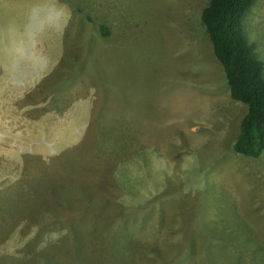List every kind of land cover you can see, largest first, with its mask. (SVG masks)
<instances>
[{
    "label": "rangeland",
    "instance_id": "374dc122",
    "mask_svg": "<svg viewBox=\"0 0 264 264\" xmlns=\"http://www.w3.org/2000/svg\"><path fill=\"white\" fill-rule=\"evenodd\" d=\"M18 1L0 0V264H35L41 251L77 264L58 245L67 235L84 239L86 249L107 252L113 246L129 260L120 264H264V153L251 158L233 150L248 107L231 98L201 25L208 0H45L35 9V3L19 9ZM246 18L245 28L257 36L255 56L264 62V0ZM70 87L78 89L74 97L59 98ZM125 101L146 109L140 124L152 132L163 117L158 108L168 103L180 113L172 124L182 139L150 163L127 157L117 165V157H110L117 133L127 135ZM37 118L54 137L31 147L29 130L38 127ZM81 130V137L95 136L97 166L62 154L51 158ZM180 155L182 167L168 171L165 190L136 206L117 203V195L107 198L105 186L94 188V174L84 169L104 171L113 161L125 183L141 191L156 160ZM36 184L45 190L38 210L31 197ZM59 185H65V202L55 198ZM80 189L91 200L88 206L74 201ZM137 206H166L165 223L158 218L123 226L122 220L142 216ZM95 219L102 224L94 226ZM148 247L163 250L162 256ZM88 255L99 257L97 251Z\"/></svg>",
    "mask_w": 264,
    "mask_h": 264
},
{
    "label": "trees",
    "instance_id": "16d2710c",
    "mask_svg": "<svg viewBox=\"0 0 264 264\" xmlns=\"http://www.w3.org/2000/svg\"><path fill=\"white\" fill-rule=\"evenodd\" d=\"M256 1L257 0H208L200 14L201 25L203 26L209 41L212 43L214 56L223 68L231 98L247 105L248 107L246 114L241 118L238 127L239 134L233 143V150L236 154L251 158H259L264 153V62L255 56L256 53L253 44L254 40H257V36L254 35L253 31L245 28L246 17H248L250 11L256 4ZM100 31L103 36H107L106 27L101 26ZM95 143L96 141L93 138L85 141L83 145L84 147L93 146L91 150L94 152ZM80 150L81 148L78 147L74 149L72 148L65 151L62 155H67L71 161H80L84 165V162H95V158L98 157L96 154L100 153L97 151L96 154L94 153L95 155L91 156L90 153L87 152L82 158H79L76 153ZM120 151L124 152L123 149ZM99 169V166L95 171L86 169L88 173L92 175L94 174V188L105 186V196L113 198L117 195V203L121 205L125 204V195L120 192L123 188V180L117 179L118 182L116 181V183L112 180H101L98 182L99 178L97 175L100 171ZM117 174H119V170ZM167 177L168 175L166 178ZM37 184L35 187L32 186L31 188V197L36 199L38 210L43 204V202H39L38 199H42L45 190L42 189V186ZM50 185L49 175L47 177V187ZM165 185L166 188L168 185L167 182ZM64 190V186H58V191L55 192V198L58 201L63 200L65 202ZM164 190L165 189L162 187L160 191ZM160 191L154 193L153 197L160 194ZM105 192L107 194H105ZM74 201L83 203V206H88L91 202L90 199H87V197L83 195H80L79 198ZM129 204L131 203H128L127 205ZM132 205L136 206L137 204ZM179 206L182 207V205ZM148 207L149 206H137L135 211L142 213V216L138 217L140 215L136 214L129 219L122 220V225L124 226L126 224L125 222H127V224L133 222L134 225H141L158 218L159 224H164L166 219V211H164V208H168H166V206L164 208L160 206H151V209L148 210ZM169 209H173V207H169ZM97 224L100 226L102 222L95 219L94 226ZM108 224L111 225V222L106 223V225ZM124 238L125 236L118 238L117 244L119 245ZM100 239L106 240L107 237H100ZM226 239H233V237L230 236ZM129 241L130 239L128 242ZM132 242L135 246V241L132 240ZM58 245H63L68 253L67 255L70 256L71 259H74L77 264H87L89 262L101 264V260L103 259L120 264L124 263L123 261L126 259L122 257H126V254L123 252L112 251L113 246H111L110 250L107 252L100 251L106 250V248H100L97 250L96 247L98 246H93L92 248L88 247L86 249L84 239L75 238L74 236L72 239L68 235L63 238L60 237V243ZM151 250H154L158 256H162L163 250L156 247L154 249L148 247L146 251ZM92 251H97L99 257L89 256L88 253ZM41 259L44 264H66L59 260L57 256L48 255L43 251L39 252L35 264H38ZM128 261L125 262L129 263ZM42 262L39 264H42Z\"/></svg>",
    "mask_w": 264,
    "mask_h": 264
},
{
    "label": "crops",
    "instance_id": "0c3cea01",
    "mask_svg": "<svg viewBox=\"0 0 264 264\" xmlns=\"http://www.w3.org/2000/svg\"><path fill=\"white\" fill-rule=\"evenodd\" d=\"M29 3H32V6L35 3V6L32 7L30 5H27ZM47 3L48 1H45V0H31V1L21 0V2L20 1H18V3L16 2V7L19 9H29L30 7L35 9V8H41V6H46ZM53 7H55V5H53ZM54 42L55 41H52L50 44L47 45V50H50V48L54 46ZM256 55H259V54H256ZM54 64L51 66L52 68ZM47 66H49V63L46 65V67ZM54 90H55L54 86L50 85V91H54ZM75 90H78V89H75ZM75 90H71V87H70L69 91L60 93L59 98L60 97L64 98L67 96L74 97V95L71 92ZM50 97H52V94H48V98ZM85 97H90V96L86 95ZM53 98H55L54 95H53ZM125 102H126L125 121L127 123V126H126L127 135L126 137H122L117 133V136H116L117 140L113 146V149L111 151V157H110V160H112V158L114 157H117V165L124 161H127V160H123L127 157L130 159H138L139 161L140 159H143L144 161H147V163H150V157L152 156L153 159L155 160L157 153L158 155H160V157H164V152L162 153V149L164 146H173V145L176 146L178 144L177 139L179 140L182 139V137L178 138L177 134L174 133L173 124H172L177 119L179 118L181 119V116L179 115L180 113L176 114V112L170 107L168 103H164L158 108L159 114L163 115V117L161 116L158 117L159 118L157 120L158 123L155 126L158 129L152 132L145 124L144 126L143 124H140V122L146 116L145 114L146 109L145 108L138 109V108L132 107L129 101H125ZM166 113H170L172 116L167 117ZM46 116H49V114H47ZM82 119L85 120L86 117H82ZM41 121H43V119L37 118L35 120V123H36V126L38 127H35L32 130L31 129L29 130L31 133L30 134L31 142L33 143L31 144V147L36 146L38 144V140H40L43 137H46V138L54 137V135H51L52 128L50 126L41 125ZM136 128H138L139 130L137 129L138 131H136ZM38 130H40V134ZM41 132H44V133H41ZM130 132H133V135H130L129 134ZM138 133H141V136L138 137ZM84 134H85L84 130H81V132H76L72 137L69 136L70 138L68 139V141H71V139H73V141H71L70 143L67 142L66 144L62 145V147L56 150L54 154L50 155L51 158L55 154L59 157V155L63 154L65 151L70 150L72 148L73 149L77 147L81 149L84 148L83 144L89 138L91 139L94 138L95 140V136H92V137L86 136L88 138L81 137ZM136 137H137V140L134 139ZM132 139H133V142H132ZM92 148L93 146L89 147V151H88V153H90L91 156L95 155L97 152V149H95L93 152L91 150ZM121 149H123L124 152H121L120 151ZM28 151H29L28 153H31L30 152L31 150H28ZM32 152H35L33 154H36L38 151L32 150ZM96 156H99V154H96ZM97 158H95V162H96L95 166H97L96 164L100 162ZM167 161H173V163L168 164ZM112 162H110V166L108 165V167H106L104 171L103 169H99L100 170L99 174L101 175L102 178H109L107 180H112L116 183L117 179L123 180V177L121 174V168L119 169V174H117L118 168L120 167V165L118 166L116 170V166H114ZM182 163H183V158L181 157V155L178 158L171 159V160L170 159L165 160V158H162V160L160 159L159 161L156 160L153 163V168L156 171L154 175L152 174L153 177L151 175L150 178L144 181L141 191L139 190V187L128 186L127 183H125V181L123 180L122 183H124V185L122 184L123 188H122V191L120 192L123 195H125L124 201H128V203L135 204L134 202L142 199L144 202H146L147 199L151 198L154 193H158V191H160L162 187L166 186L165 185L167 182L166 176L168 175V171L179 170L182 167L181 166ZM84 169H87V168H84ZM101 172H103V174H101ZM80 195L86 196V191H84L83 189H80ZM109 199H112V198L109 197ZM114 200H116V198H114Z\"/></svg>",
    "mask_w": 264,
    "mask_h": 264
},
{
    "label": "clouds",
    "instance_id": "9594fccd",
    "mask_svg": "<svg viewBox=\"0 0 264 264\" xmlns=\"http://www.w3.org/2000/svg\"><path fill=\"white\" fill-rule=\"evenodd\" d=\"M256 2H257V1H256ZM255 5H256V4H255ZM255 5H254V6H255ZM252 9H253V8H252Z\"/></svg>",
    "mask_w": 264,
    "mask_h": 264
}]
</instances>
